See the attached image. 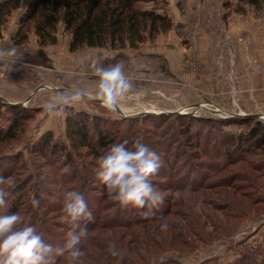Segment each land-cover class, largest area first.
Returning <instances> with one entry per match:
<instances>
[{"label":"rangeland","instance_id":"374dc122","mask_svg":"<svg viewBox=\"0 0 264 264\" xmlns=\"http://www.w3.org/2000/svg\"><path fill=\"white\" fill-rule=\"evenodd\" d=\"M141 6L167 10L172 26L137 48L108 43L71 51L63 15L55 44L40 45L33 26L25 42L15 43L21 9L1 27L0 45L23 55L11 71H0V127L13 119L4 103L21 105L30 116L21 119L15 136L0 140V175L14 181L11 192L23 190L8 198L0 215L21 213L46 241L61 246L69 229L61 220L63 194L75 190L93 215L81 222L90 235L82 243L86 254L80 264H264V145L232 144L250 119L264 120L245 115H264V76L257 64L264 57L254 51L258 38L264 39V5L149 0ZM100 53L125 59L135 85L121 103L122 113L107 111L92 97L70 109L77 120L104 126L110 135L104 149L94 132L93 146L73 140L68 117L42 108L66 88L92 92L88 67ZM48 131L51 144L61 147L56 157L48 148L36 150ZM140 136L163 162L152 182L165 201L149 219L140 215L146 209L120 208L95 178L97 159L111 145L129 141L130 146ZM33 195L38 208L31 205Z\"/></svg>","mask_w":264,"mask_h":264},{"label":"clouds","instance_id":"9594fccd","mask_svg":"<svg viewBox=\"0 0 264 264\" xmlns=\"http://www.w3.org/2000/svg\"><path fill=\"white\" fill-rule=\"evenodd\" d=\"M22 55L16 47L0 45V71H11ZM126 65L125 59L98 54L88 67L94 77L93 91L66 88L43 103V110L67 118L73 115L70 109L77 103L85 97H92L107 111L122 113V101L135 89ZM162 166L160 155L151 150L140 136L130 146L129 141L111 145L97 159L95 178L103 185L108 198L120 208L146 209L140 215L149 219L156 215V210L165 201V196L152 182V177L159 174ZM13 187L15 183L11 177L0 175V208L8 206ZM190 190V185L184 189L185 192ZM174 195L179 196L180 192ZM31 205L33 208L40 205L35 195L31 198ZM62 205L61 220L69 225V229L61 246H53L46 241L34 226L25 223L21 213L0 215V264H60L61 260L66 264H80L86 254L82 243L90 235L87 224L82 226L81 222L92 221L93 215L84 195L75 190L63 194ZM160 228L167 231L169 225L162 223Z\"/></svg>","mask_w":264,"mask_h":264},{"label":"trees","instance_id":"16d2710c","mask_svg":"<svg viewBox=\"0 0 264 264\" xmlns=\"http://www.w3.org/2000/svg\"><path fill=\"white\" fill-rule=\"evenodd\" d=\"M148 1L0 0V29L14 10L21 9L18 28L14 36L17 44L28 39L29 30L32 26L40 45L57 43V25L60 15H63L65 29L71 34L69 40L71 51L84 46L102 47L108 43L112 48H125L127 46L137 48L147 39L154 38L158 33L167 31L172 26L167 10L159 11L157 7L141 6ZM239 2L251 4L256 9H261L264 5V0H239ZM4 105L10 107L13 119L8 127H0V140L15 136L20 127L21 119L30 116V111L25 110L21 105L15 107L9 103H4ZM77 119L79 117L74 113L68 117V130L72 139L81 145L85 144L90 147L93 146L91 135L94 132L100 145H102L100 149L106 148L110 135H107L104 126L96 123L94 119H92L91 125L83 118ZM206 122L208 123V121ZM246 125L248 127L240 135L234 137L235 140H232V144L237 142L238 147H240L248 141V145H264V120L252 118ZM184 133L186 137L188 136L187 140H190L188 129ZM52 141L53 137L50 131L45 132L37 142L36 150L44 152L48 148L53 150V152L51 151L52 156L56 157L60 154L61 147L57 144H51ZM187 144L194 146L192 141ZM94 152L96 153V150ZM17 161V158L14 159V162ZM20 188H15L12 191L11 199H14L16 194L20 195L23 192V190L19 191ZM38 193L39 191L36 195Z\"/></svg>","mask_w":264,"mask_h":264},{"label":"crops","instance_id":"0c3cea01","mask_svg":"<svg viewBox=\"0 0 264 264\" xmlns=\"http://www.w3.org/2000/svg\"><path fill=\"white\" fill-rule=\"evenodd\" d=\"M210 4H211V2H210ZM187 5H191V4H187ZM210 7L212 8V6H210ZM183 8H184V6H183ZM179 12H180V10L177 11L178 19L180 18ZM188 14H189V11L187 10V14H186L187 20H188V18H190V16ZM254 51H256L258 53L260 52V54L264 57V39L262 37L258 38L257 47L254 49ZM257 55H259V54H257ZM257 64H258V72H260L259 74L264 76V61L262 63L259 62ZM261 86L263 87L264 83L261 84ZM262 90L264 91V87L262 88Z\"/></svg>","mask_w":264,"mask_h":264},{"label":"water","instance_id":"95a60500","mask_svg":"<svg viewBox=\"0 0 264 264\" xmlns=\"http://www.w3.org/2000/svg\"><path fill=\"white\" fill-rule=\"evenodd\" d=\"M245 115L255 116V117H262V118H264V115H261V114H245Z\"/></svg>","mask_w":264,"mask_h":264}]
</instances>
